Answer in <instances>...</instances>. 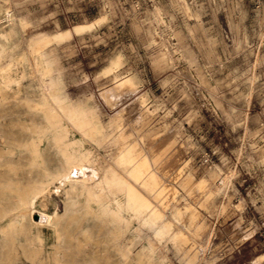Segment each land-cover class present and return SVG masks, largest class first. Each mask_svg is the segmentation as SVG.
<instances>
[{"label": "rangeland", "instance_id": "rangeland-1", "mask_svg": "<svg viewBox=\"0 0 264 264\" xmlns=\"http://www.w3.org/2000/svg\"><path fill=\"white\" fill-rule=\"evenodd\" d=\"M0 82V264H264V0H0ZM129 147L154 220L118 180Z\"/></svg>", "mask_w": 264, "mask_h": 264}, {"label": "bare ground", "instance_id": "bare-ground-1", "mask_svg": "<svg viewBox=\"0 0 264 264\" xmlns=\"http://www.w3.org/2000/svg\"><path fill=\"white\" fill-rule=\"evenodd\" d=\"M90 26H91V24H80V25L73 26L71 29L59 30L56 33L52 34L51 36L42 34L39 39L33 41V44H32L33 45V49H34V51H39L51 39H53V40H61V39L65 38V37H67L69 35L72 36V32L77 34V33H80L81 31L83 32V30H86ZM115 61L116 60H114V62ZM33 68H34V66H33ZM107 69H109V68H107ZM45 71H48V69H45ZM17 80H19V79H17ZM46 87H47V85H46ZM46 87H45V89H46ZM134 88L135 87H134V84H133L131 78L128 77V76H126V77L118 80L117 82H115L114 85H111L110 87L102 90L101 91V94L108 101V103H110V102L112 103L115 99H118L124 92L127 93V91H131ZM141 101H142L141 97L137 96L136 102L137 103H140ZM136 102L133 101V103H135V104H136ZM136 105H138V104H136ZM45 111L47 112L49 118H52L53 119V118L57 117L56 116V113L53 112L50 108H45ZM61 114H62V116H66L67 115V112L64 109H61ZM66 120H67V118H66ZM94 127L97 128L96 125H94ZM33 151H34L35 154L38 155L37 147H34ZM140 158H142V157H140V156H139V158L138 157H135L134 154H133L132 148L129 147L127 149L126 153L124 155L120 156V158H119V162L118 163H120V165L122 166L121 168H122V172H123L124 175L119 176L118 177V180H119V182H121V184H124V186L126 187V190H127L128 194L130 195L131 198H133V201H135V203L138 205L137 208H139L140 210H142V209L143 210L152 209V208L149 207L150 206V203H151V201L149 200L150 199L149 198L150 197L149 194H151V191L152 190H154V189H156L158 187L159 179L157 177L158 175L156 176V174L151 169H149L147 160L145 158H142V159H140ZM95 171L93 170V168L91 169V167L89 168V167H87V166H85L83 164H80V163H77V162L74 163V164H71L70 161H67L66 168L62 172L58 173V175L61 174V178L62 179L64 178V179H67V180H80L82 182H85L86 180H89V179L92 180V178H94V176L96 175V172ZM56 175L57 174H55L53 176L52 175L50 176L47 171H44V176H46V178L48 176H50L51 178H54V177H56ZM64 183H65V181H64ZM84 184L86 185V183H84ZM138 187H140L143 191H145L146 193H148L146 195L149 196V197L147 198L146 195L142 194L138 190ZM87 189H88V187H87ZM88 191H91L92 192V190H90V189ZM160 192H161V190L158 191L157 194H159ZM135 203H134V206H135ZM101 212H102V210H101ZM148 214H147L148 217H150L151 219L154 220V219L158 218L161 215V211H160V209L155 208V209H152ZM37 217H38V221H41L43 219V214L40 213ZM115 217H117V216H115ZM44 218H46V217L44 216ZM121 229H123V228H121ZM162 231H167L169 233V235L171 236V243L173 244V246L176 249L181 250V252H185L186 251V249H185L186 239H185V236L182 233L177 232V231H171L170 230V225L168 223H164L162 225ZM161 233H163V232H161Z\"/></svg>", "mask_w": 264, "mask_h": 264}]
</instances>
